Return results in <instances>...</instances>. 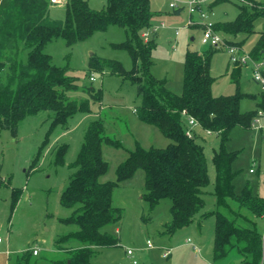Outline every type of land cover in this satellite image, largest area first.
I'll return each instance as SVG.
<instances>
[{
  "label": "trees",
  "instance_id": "obj_1",
  "mask_svg": "<svg viewBox=\"0 0 264 264\" xmlns=\"http://www.w3.org/2000/svg\"><path fill=\"white\" fill-rule=\"evenodd\" d=\"M64 1L60 5L51 0H0V130L8 128L15 133L21 119L40 111L53 113L52 126L65 124L77 112H91L89 98L71 96L78 90V84L67 73L69 67L54 64L52 55L45 52L44 47L57 37H62L71 46L114 24L126 30V40L114 46L129 51L131 68H125L119 60L98 56H92L90 68L103 72L108 69L136 83L141 97L135 108L139 119L158 127L172 142L166 147L152 146L149 149L137 145L119 164L117 179L102 181L101 177L108 172L109 166L103 158L102 142L121 144L105 134L101 119L90 121L73 163L74 172L61 194L62 205L73 209L63 220L77 224L78 229L56 240L58 244L73 237L80 245L64 247L58 244L55 257L35 255L33 249L28 248L11 253L9 264H98L92 261L94 247H113L119 243L114 234L102 230L104 225L121 217L120 208L113 204V192L120 182L132 178L139 168L145 172L143 198L150 206L166 198L171 201L172 216L164 224V232L173 234L213 215L215 261L234 252L240 258L239 264H264L263 231L257 224L259 218H264V196L254 193L250 184L236 191V172L232 165L237 152L227 148L232 128L254 127V119L262 109L243 112L240 108L242 93L238 84L241 69L247 65L230 61L231 68H228L236 83V91L215 95V78L210 68L218 47L204 46L201 51H187L183 90L177 93L169 88L167 79L156 77L151 70L157 31L164 28L160 26L164 16L155 13L151 0H107L106 6L100 10L91 8L88 0ZM223 1L231 0H215L208 9L213 11ZM250 1L255 3H238L239 12L233 20L212 19L214 29L223 36L226 44L244 49L245 40H230L226 35H249L255 31L256 20L264 18V0ZM58 5L65 9L61 18L53 13ZM185 7V3L172 7L173 15L178 17ZM157 19L160 24L155 23ZM192 27L201 26L194 24ZM144 32H149L148 39L144 38ZM248 52L253 60L264 64V29ZM87 90L91 97L100 100L101 90L92 87ZM190 117L198 122L192 128L191 136L187 133ZM196 126L221 136L220 150L213 155L217 209L204 213H201L205 206L204 187L210 177L204 145L196 139ZM67 148L68 143L56 148L54 163L64 162ZM20 193V189L13 188V206Z\"/></svg>",
  "mask_w": 264,
  "mask_h": 264
},
{
  "label": "rangeland",
  "instance_id": "obj_2",
  "mask_svg": "<svg viewBox=\"0 0 264 264\" xmlns=\"http://www.w3.org/2000/svg\"><path fill=\"white\" fill-rule=\"evenodd\" d=\"M63 3L64 0H61ZM173 0H151L156 14L164 18L173 16L170 2ZM184 1V0H182ZM262 1V0H256ZM93 9L100 10L107 0H88ZM255 3L254 1H252ZM61 3L60 5H63ZM63 6H56L53 13L64 16ZM239 12L238 2L223 1L213 8V20H233ZM189 13L185 7L175 21L167 23L168 28H160L156 45L152 52L153 74L167 79L168 86L180 93L183 90L185 54L190 50L201 51L203 30L201 27L186 26ZM168 19V18H167ZM156 20V24H160ZM180 26V28H179ZM175 29L179 33L175 34ZM264 29V18L255 22L254 32L247 35H226L234 41L245 40L244 50L250 51ZM124 27L110 25L104 31L95 32L84 41L71 46L62 37L54 38L44 47L52 55L57 66L69 67L68 74L74 77L78 90L72 97L89 98L91 112H77L68 118L65 124L52 126L53 113L40 111L27 116L18 123L13 133L8 128L0 130V239L2 246L20 251L37 247L40 255L57 256V245L77 247L75 238L67 242L56 243L60 237L78 229V225L65 222L73 209L61 203V194L74 172L73 163L77 159L87 125L94 119H101L105 134L111 136L120 146L102 142L103 158L108 162V172L102 181L116 180L117 168L136 149L137 145L145 149L166 147L172 140L166 137L158 127L141 121L134 111L141 97L136 83L111 73L90 68L92 56L119 60L130 69L132 58L128 50L115 47L114 44L126 40ZM230 56L224 45L219 46L211 60L210 72L214 76L213 93L215 95L233 94L236 83L232 80ZM230 67V68H228ZM91 76L95 80L90 79ZM88 87L101 90L100 100L88 93ZM239 91L242 93L240 108L243 112L264 108V88L253 77V66H243L239 79ZM187 123V122H186ZM188 125V124H187ZM189 128V125L187 126ZM196 139L204 145L210 180L204 187L205 206L201 213L214 211L216 207L215 178L216 169L213 155L220 150L221 136L208 133L199 126L195 127ZM68 143L64 162L54 163L56 148ZM43 146V147H42ZM227 148L237 152L233 160L236 172L234 184L241 191L250 184L254 193L264 196V115L257 128H232ZM251 168L255 171L252 172ZM145 172L139 168L130 179L119 183L113 192V204L120 208L121 217L102 228L114 234L119 243L113 247H94L92 261L98 264H239L240 258L232 252L227 258L214 260L215 217L203 218L176 230L173 234L164 232V224L171 219V201L166 198L153 207L143 198ZM13 188L20 189V197L13 206ZM200 219V218H199ZM260 231L264 229V218L257 220ZM190 238L191 241H187ZM150 239L155 247L147 246ZM197 245L200 250H195ZM164 246L173 247L169 256L164 255ZM127 249L134 250L130 256ZM19 252V251H16Z\"/></svg>",
  "mask_w": 264,
  "mask_h": 264
},
{
  "label": "built area",
  "instance_id": "obj_3",
  "mask_svg": "<svg viewBox=\"0 0 264 264\" xmlns=\"http://www.w3.org/2000/svg\"><path fill=\"white\" fill-rule=\"evenodd\" d=\"M215 0H173L170 2V6L173 8L179 7L182 3H185L187 6V10L189 12V17L186 23V26H192L194 24H198L201 26L203 30L201 43L204 46H214L219 47L224 45L230 55V61L233 64H241V65H252L253 66V77L254 79L262 84L264 88V73H263V63L255 61L251 58L249 52H246L243 48L237 45H228L226 44L223 36L214 29V21L212 20L213 11L208 9V6L211 2ZM236 1L242 4H253L250 0H231ZM52 3H61V0H51ZM196 17V18H194ZM161 27H168L167 23L162 21ZM180 28V26H179ZM176 34L179 33L178 29H175ZM145 39H148L149 32H144L143 34ZM91 80H95L94 76L90 77ZM185 114V111H183ZM264 115V110L260 109L258 111L257 117L254 119L253 126L257 127V123L260 121V118ZM189 128L187 130L188 135H192V128L197 125V121L194 117L188 118ZM208 133H211L210 130H207ZM253 171V168H251ZM263 240H264V230H263ZM187 241H191L188 239ZM147 246L150 248L155 247V244L152 243L150 239L147 240ZM195 250H200L197 245H193ZM33 253L35 255L39 254L40 250L37 247H32ZM164 255L168 256L171 253V248L164 247ZM127 253L132 256L134 254V250L127 249ZM133 263L136 264L137 261L133 260Z\"/></svg>",
  "mask_w": 264,
  "mask_h": 264
},
{
  "label": "crops",
  "instance_id": "obj_4",
  "mask_svg": "<svg viewBox=\"0 0 264 264\" xmlns=\"http://www.w3.org/2000/svg\"><path fill=\"white\" fill-rule=\"evenodd\" d=\"M176 18L177 17L173 15V16H169V17L164 18V20L168 21L167 23L169 24V23L175 21ZM164 28H168V27H164ZM175 34H176V31H175ZM262 109H264V108H262ZM254 128H257V127H254ZM188 239H190V238H187V240ZM2 244H3V240L0 239V264H9V256H10V254L11 253H15L16 251H20V250L11 248L10 247V243H8V242L6 243L5 246H2ZM169 248L173 249V247H169Z\"/></svg>",
  "mask_w": 264,
  "mask_h": 264
}]
</instances>
